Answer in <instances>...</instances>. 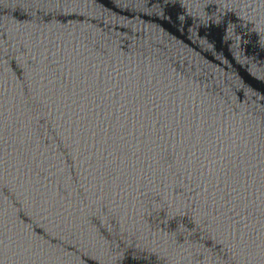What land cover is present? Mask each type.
Here are the masks:
<instances>
[{"label":"water","instance_id":"water-1","mask_svg":"<svg viewBox=\"0 0 264 264\" xmlns=\"http://www.w3.org/2000/svg\"><path fill=\"white\" fill-rule=\"evenodd\" d=\"M0 264H264L96 0H0Z\"/></svg>","mask_w":264,"mask_h":264}]
</instances>
